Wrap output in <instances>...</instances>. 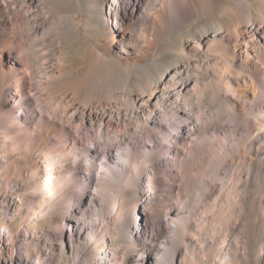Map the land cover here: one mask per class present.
I'll return each instance as SVG.
<instances>
[{"label":"bare ground","instance_id":"6f19581e","mask_svg":"<svg viewBox=\"0 0 264 264\" xmlns=\"http://www.w3.org/2000/svg\"><path fill=\"white\" fill-rule=\"evenodd\" d=\"M124 1L145 21L155 13L180 15L184 5L189 9L202 2ZM36 2L20 0L7 18L0 15V138L9 139L0 156L2 174L7 177L12 166L30 158L28 175L42 176L34 189L40 215L61 208L57 195L73 199L64 223L71 247L88 229L79 215L98 206L102 187H125L140 174L145 218L131 231L144 250L136 262L264 264V239L255 252L246 232L252 210L264 213V20L253 16L248 4L254 1L237 2L245 22L233 55L242 80L218 76V93L190 81L185 88L198 96L177 102L166 116L157 108L163 94L154 89L136 99L139 108L132 110L131 120L123 117L115 93L81 96L78 88H59L65 77L60 55L46 56L43 66L32 62L42 42L31 32H43L46 20L32 10ZM9 9L0 5L2 13ZM200 13L219 19L212 10ZM194 183L197 190L190 188ZM19 185L15 180L13 188Z\"/></svg>","mask_w":264,"mask_h":264},{"label":"rangeland","instance_id":"374dc122","mask_svg":"<svg viewBox=\"0 0 264 264\" xmlns=\"http://www.w3.org/2000/svg\"><path fill=\"white\" fill-rule=\"evenodd\" d=\"M16 1L20 0H0V5L10 8L6 13L0 10V15L5 14L7 18L14 11ZM253 1L256 3L248 4L253 16L264 20L263 0ZM124 2L37 0L32 10L46 16V20L42 34L31 32L42 42L37 46L39 51L33 52L32 62L43 66L48 62L46 56L60 55L65 77L59 88H78L81 96L97 91L115 93L126 120H131L132 110L139 108L136 99L146 98L152 90L163 94L157 108L166 116L174 111L177 102L183 104L198 96L185 88L190 81H198L197 86L206 88L207 92L216 89L214 92L218 93L215 80L220 76L243 79L233 55L234 46L239 43L238 31L245 22V17L239 13L243 8L238 5L240 0H202L199 6L193 4L189 9V5H184L180 15L170 13L167 15L170 19L155 13L149 21L142 20L138 12L131 14ZM125 10L128 15L124 14ZM201 10L207 13L212 10L213 17L219 19L212 20L200 13ZM118 32L125 37L115 38ZM8 146L9 139L0 138V156ZM29 159L18 167L9 165L7 177L0 171V264L141 263L136 260H141L144 246L131 231L145 218L139 195L140 174L134 175L125 187L115 183L102 187L96 197L98 206L87 208L79 215L88 229L81 237L73 239L71 247L69 229L64 223L73 210H68L73 199L65 200L57 195L56 202L61 208L54 213L38 214L34 189L42 183V176L28 175ZM15 180L21 185L13 188ZM190 188L198 189L195 183ZM59 231L60 239L55 237ZM263 231L264 213L252 210L246 232L253 240L255 252L264 239ZM107 252L111 256L107 257ZM133 258L138 259L133 262ZM142 264H150V260L145 258Z\"/></svg>","mask_w":264,"mask_h":264}]
</instances>
